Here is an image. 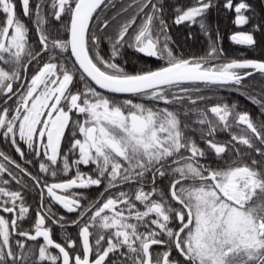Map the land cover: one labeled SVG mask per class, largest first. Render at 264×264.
<instances>
[{
  "label": "snow or ice",
  "instance_id": "1",
  "mask_svg": "<svg viewBox=\"0 0 264 264\" xmlns=\"http://www.w3.org/2000/svg\"><path fill=\"white\" fill-rule=\"evenodd\" d=\"M19 5L20 14L17 0H0V144L20 158L0 147V264H264V94L244 86L264 75V60L221 59L208 19L210 9L232 13L250 30L230 41L264 50L254 35L264 37V0H195L174 6L171 24L164 0H132L110 18L115 0ZM50 20L66 38L50 34ZM182 24L208 38L204 55L176 50L169 28ZM129 48L158 66L128 71ZM224 88L262 118L210 105L204 89ZM93 187L95 198L72 191ZM21 189L37 193V207ZM53 226H76L77 238L57 242Z\"/></svg>",
  "mask_w": 264,
  "mask_h": 264
},
{
  "label": "trees",
  "instance_id": "2",
  "mask_svg": "<svg viewBox=\"0 0 264 264\" xmlns=\"http://www.w3.org/2000/svg\"><path fill=\"white\" fill-rule=\"evenodd\" d=\"M132 2V0H115V7H110L106 12V17L110 18L116 15L118 12L121 11L122 8L128 7V5ZM195 0H164L165 3V15L166 19H169V23L171 24V18L174 16L173 8L174 6L178 5H186L191 6ZM257 5L259 6L260 0H256ZM46 14L50 16V12L48 9L45 10ZM17 12L20 14V5L19 0H17ZM134 8H129L127 12H121L120 15L116 16V19L113 20L109 26V29L106 31L113 30V26L118 27L120 23H123L125 20L131 18L134 15ZM2 19V17H0ZM21 19L23 16L21 15ZM66 19V18H65ZM209 21L219 29V34L222 37V47L224 50V55L221 59H257V60H264V50L260 47H256L254 50L252 48H248L246 46L235 45L233 42L230 41L229 37L231 34L238 32V31H249L248 26H244L243 28H238L236 25L233 24L234 15L232 13H226L224 9H210L208 13ZM28 27L31 29L30 31V38L33 42L36 41V31L32 27V21L27 20L25 21ZM140 23V17L137 16V24ZM51 29L50 34L52 36H58L59 38H66V34L64 33L63 26L59 24V22H55L54 20H50ZM47 27V26H46ZM136 25H133L135 28ZM56 29H59V33H57ZM132 29H130V32ZM170 35L172 40L175 41L176 50L183 53L185 57L189 56H202L208 50L209 41L208 38L199 30L198 25H180L175 26L171 25L169 28ZM191 34L189 36L188 45L185 44V34ZM256 36L258 43L260 41H264V37L260 36L259 33H254ZM105 51H107V46L105 45ZM124 59L128 61L126 65V69L128 71H133L134 69H139L141 67H157L158 64L154 60V58H144L142 55L134 52L132 49H126L124 52ZM244 86L248 92H252L257 94H264V75L260 73L254 74V76L247 78L244 81ZM79 87V85H77ZM204 95L210 97V105L216 102H226L228 104L236 103L238 107L236 111H248L254 118L260 119L262 117L259 116V109L257 106L253 105L248 99L244 96L240 95L238 92L232 90L231 88H224V89H204ZM191 118L195 117V113H191ZM194 126V125H193ZM236 134H240L239 129L233 128L232 130ZM221 134H226L227 132H218ZM192 135V133H189ZM229 134V133H228ZM225 140H229V137L223 138ZM197 140L199 141L198 137ZM202 146V145H201ZM243 151V146L237 145ZM0 147H4L5 151L9 152L13 158H15L18 162L20 161L19 156L12 151L10 148L5 147L4 145L0 144ZM66 147V145L64 146ZM29 171L33 174L37 172V166L35 165H27ZM82 171H88V168H82ZM24 181L26 183L31 184V181L28 180L27 177H24ZM13 189H17L15 183L11 185ZM21 191L25 192L26 194V203L32 205V207H37V200L38 196L37 193L33 190L30 193L25 190L21 189ZM73 191V190H72ZM95 196V195H94ZM45 203H49L46 199ZM53 211L62 215L66 213L61 207L58 205L53 204ZM34 214L30 213V216ZM54 239L57 242H63L66 236H71L73 238V233L71 234H60L56 233L54 235Z\"/></svg>",
  "mask_w": 264,
  "mask_h": 264
},
{
  "label": "flooded vegetation",
  "instance_id": "3",
  "mask_svg": "<svg viewBox=\"0 0 264 264\" xmlns=\"http://www.w3.org/2000/svg\"><path fill=\"white\" fill-rule=\"evenodd\" d=\"M184 42H185V44L188 45V42H189L188 33L185 34ZM195 119H196L195 117H193V118L190 117V122L194 121ZM197 137H198V134H197ZM226 137H229V139H230V135L228 133H226V134L217 133V135H216V139L221 141V142H224V143H227L229 141V140L223 141L224 140L223 138H226ZM198 139H199V137H198ZM201 145L203 146V144H201ZM230 155H233V154L230 153ZM88 171H89V169H88ZM73 191H79L83 195L88 196L89 198H95L100 190L93 187V188L86 189V190H75L74 189ZM75 215H76L75 213H64V214H62V216H65V218L68 219V220L74 219ZM30 223H32L31 220L26 222L24 224V227H28ZM77 232H78V227H76V226H70V227H65V228H60V227H57V226H53V238L55 237L54 235H56V233H60V234H70V233L72 234L73 233V239H76L77 238ZM40 242H42V238H40ZM28 243L29 244H33L34 242L29 241Z\"/></svg>",
  "mask_w": 264,
  "mask_h": 264
},
{
  "label": "water",
  "instance_id": "4",
  "mask_svg": "<svg viewBox=\"0 0 264 264\" xmlns=\"http://www.w3.org/2000/svg\"><path fill=\"white\" fill-rule=\"evenodd\" d=\"M255 74H257V73H255Z\"/></svg>",
  "mask_w": 264,
  "mask_h": 264
}]
</instances>
